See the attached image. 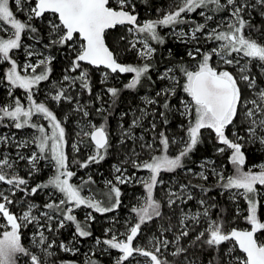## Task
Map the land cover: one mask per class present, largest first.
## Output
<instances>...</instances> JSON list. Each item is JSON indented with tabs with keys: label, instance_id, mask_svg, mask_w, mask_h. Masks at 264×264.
I'll use <instances>...</instances> for the list:
<instances>
[{
	"label": "snow or ice",
	"instance_id": "1",
	"mask_svg": "<svg viewBox=\"0 0 264 264\" xmlns=\"http://www.w3.org/2000/svg\"><path fill=\"white\" fill-rule=\"evenodd\" d=\"M16 7L24 12L27 9L25 20L17 18L10 7V0H0V31L8 29L11 35L7 38L0 37V64L9 63L4 75L0 77V86L7 82V95L11 98V103L0 105V125L5 120L9 125L17 130L30 127L35 129L38 134H33L31 140H22L17 147H24L29 143L35 144L37 152L25 157L17 153L19 160H27L30 165L29 175L38 172L40 160L48 162L54 169L53 174L46 182L38 183L30 190L28 180L20 177L14 171L9 174L6 169H12L13 164L7 156L0 158V183L10 186L7 191L15 194V191L24 192L25 197L35 196L38 191L51 189L62 194V198L46 201L42 206L33 202H28L26 208H22L20 214L10 211L14 204L9 195L4 190H0V220L5 230H0V264H18V258L23 256L28 258L29 264H42L41 257L30 251L22 242V229L30 224H35L36 231L31 237L33 245L39 246L45 255H52L49 248L56 244L55 240L47 243L48 236L45 231L52 232L64 228L71 223L74 226L75 239L78 237H90L89 222L95 220L91 211L86 212L84 221H78L74 211L81 207L94 210L95 213H109L121 206V190L118 185L131 183L133 177L126 176V169L115 167V183L112 180L106 181L108 192L106 193L107 204L95 198L94 195H82L83 186L94 183L91 176L82 181L80 185L71 183V178L76 175L69 169L68 155L65 151L67 141L65 139L66 130L62 126V121L57 118L55 113L45 102H37L34 93L38 91L41 82L49 81L52 73V62L56 59L51 55H44L39 49L32 45H25L22 41L23 35H30L31 39L39 44L45 38L48 42L43 44L45 50L54 47L67 48L74 57L71 59L70 68L66 69L62 81L53 83L54 94L50 92L48 99L59 104L62 101L71 103L73 97L69 94V89L77 86L82 91L91 94L92 86L88 70L82 67L86 63L97 69H106L102 73V83L106 82L110 73L133 74L128 83L124 85L126 90H135L142 85V80H151L148 75L151 68V57L156 49L151 46V42L163 44L165 38L159 34L158 29L171 28V35L177 39L192 41L198 40V33L203 35L208 42H218L217 46L210 51L204 52L197 47L195 51H189V57L198 60L195 70H188L184 66L177 69L168 68L159 75L160 80L171 81V86L156 93V97H164L162 108L167 111L170 109L169 98L176 94L177 86L182 88V92L188 97L187 100L181 99V108L177 109L179 114L186 118L187 124L181 125L186 132L185 137L180 139V147L175 156H169L168 149L170 141L165 133L161 132L159 144L162 154L154 155L150 160L142 162L132 161L135 169H146L150 173L147 178H141L139 183L143 186L145 194L139 207H133L131 212L137 217V222L132 224L120 239L112 229L111 238H96L97 245H107V249L118 250L120 255L115 259L114 264H132L136 257L146 258L147 264H168L166 259H161V247L167 249L171 241L154 238L149 243L154 248L146 250L143 247H134L133 242L140 234L141 226L161 216V203L154 198V190L158 183H162L158 178L161 172H175L184 167L183 160L193 152L198 144L202 143V130H209L214 133L218 144L216 151L223 154L226 150L230 151L229 162L235 170L234 175L225 177L221 171L215 167L211 168V173L216 176L218 186L230 192V198L242 197L247 203L248 215L245 222L250 226L249 229L231 228L224 230L223 223L219 220L209 218V209L214 205L204 207L203 211L195 213H184L180 223L184 230L175 236L176 250L171 254L178 256L187 249L179 245L181 238L188 236L185 220H191L194 224L201 222V217L206 221L207 226L199 232L195 240L200 241L208 248L214 249L216 257L209 264H264V241L258 238V234L264 232V222L258 218L259 201L257 196L259 191L257 185L264 186V164L259 165V170H243L246 157L242 148L244 144L243 136L232 132L233 138L226 135V129L232 126L235 129L238 125L244 127L248 142L255 144L259 142L264 146V87H260L255 75L250 74V66L255 63L264 76V44L260 43L252 36L246 35V30L264 35V31L258 25L252 24V13L264 20V0H177L175 7L166 12L161 18L145 20L138 23V14L135 13L136 5L133 0H36L31 4L30 0H14ZM24 5V7H22ZM201 10L199 15L203 17V23H195L187 19L188 13ZM227 10L228 16L221 19L216 27H208V22L214 19L216 13ZM211 13V14H208ZM45 14H50L47 21L46 37L42 36L39 29L32 21L35 18H43ZM193 24L194 26L185 32L183 29L176 31L177 25ZM127 25V33L130 39L127 40L128 48L135 49L139 59L143 61L140 65H125L118 62L117 55L107 46L105 34L116 26ZM208 29V31H205ZM125 40V37H120ZM139 45V47H137ZM14 50H22L25 61L21 65L17 59L12 58ZM42 56L35 63L32 58ZM216 57V66L212 64L213 57ZM242 60L244 61L242 63ZM228 67L236 68V74L228 70ZM40 69V71H37ZM182 74L184 83L179 84L175 72ZM67 73H78L69 75ZM14 89L25 90L26 103L20 98L13 96ZM247 90L251 98L244 96ZM106 92L113 98V102L118 98L120 89L109 87ZM97 99H100L98 96ZM146 104H157L154 98L144 97ZM75 110L82 112L84 117L89 113L77 102ZM99 111V110H98ZM147 111L141 109V116L133 119L129 129L123 131V135L135 140L136 137L131 128L138 127L140 119L149 115ZM39 116L48 122L49 128L43 124L33 122V117ZM164 123L168 120L165 112H160ZM67 119V117H65ZM92 130L84 131V136L89 138L92 146V155L88 156L83 162L78 163L79 167L87 168L89 164H97L106 157L110 147L109 135L105 125L88 124ZM154 130L156 124L152 123ZM50 131V134H49ZM79 136V133L77 134ZM143 140V137H140ZM9 140L15 141L14 136L0 135V144L7 143ZM141 147L149 150L153 149L152 144H142ZM73 150L79 152V144L73 145ZM136 155V153H134ZM211 161H204L199 173H193L201 180H207L205 175L206 165ZM191 172V169L188 170ZM192 186L182 184L180 188L187 192ZM195 187V186H193ZM204 192L209 191L200 186ZM235 190V191H233ZM167 204L169 207L176 203V200L183 201L178 193L169 190ZM176 197V199H173ZM188 200L192 199L189 194ZM206 201L201 200L204 205ZM37 210L39 214H34ZM44 221V223H41ZM53 221L57 227L53 229ZM170 230V229H169ZM227 244L221 254L222 245ZM46 245V246H45ZM59 248L65 252L75 251L66 244L60 243ZM239 253V254H236ZM88 264H97L94 260H89ZM139 264V261H137Z\"/></svg>",
	"mask_w": 264,
	"mask_h": 264
},
{
	"label": "rangeland",
	"instance_id": "2",
	"mask_svg": "<svg viewBox=\"0 0 264 264\" xmlns=\"http://www.w3.org/2000/svg\"><path fill=\"white\" fill-rule=\"evenodd\" d=\"M176 3H177V0H173V5L169 10H172L175 7ZM31 4H33V3L31 2ZM10 7H11L12 11L16 14L17 18L21 19L22 21L26 19L27 14H28L27 9H25L24 12H21L16 7L14 0H10ZM22 7H24V5H22ZM135 10H136V8H135ZM199 12L197 13V16H196L198 18V20H197V18L195 20L199 21V23H203L204 19H203V17H201L199 15ZM253 13H252V17H253ZM164 14H154L152 17H150V15H147V16L142 15L144 17L141 18L139 23H142L145 20H150V19L154 20V19L161 18ZM189 16L192 17V13L187 14V19L193 20L192 18H189ZM227 16L228 15H226L225 17H227ZM225 17H218L215 20L213 19L212 21H209L208 22L209 29L216 27V24L221 19H223ZM49 18H50V14H46L43 18L38 19L40 24L46 30H47V21ZM199 18H200V20H199ZM184 25L185 24L177 25L176 31H180L181 29H183L185 32H188L189 30H187ZM0 27H3V26L0 25ZM190 28H191V26H190ZM122 30L125 33V35H123V37H125L126 42H127V40L130 39V37L128 36V33H127V26L124 25ZM162 30H166L165 32L168 35H171V31H172L171 28L165 27V28L158 29V31H162ZM205 30L208 31V29H205ZM245 34L252 36L253 39H257L260 43L264 44V35H259V34L255 35L253 32H249V31H246ZM9 35H11V31L8 29H4L3 31H0V37L7 38ZM197 35L199 37L197 41H192L190 39H187V40H182V42H186V43H189L192 45L207 43V42L200 41V39L204 37L203 35H200L199 33ZM23 36H25V40L23 39ZM171 36H173V35H171ZM22 41L25 45H32L34 48L39 49V51L42 52L44 55H51L48 52V50H45L43 48V44L46 43L45 41H42L41 43L37 44L31 39L30 35H23V34H22ZM118 41H119V39H118ZM217 44L214 47H216ZM151 46L153 47L152 44H151ZM137 47H139V45ZM214 47H211V49ZM194 48L196 49L197 47H194ZM130 50H131V52H133V55L135 56L137 62L134 64L133 63H127L128 65H134L135 66V65H138L141 62H143L141 59L138 58L137 52L135 49H130ZM69 54H73V53H71L69 51ZM12 58L17 59L18 63H20L21 65L25 61V56H24L22 50H14V54L12 55ZM39 58H43V57L42 56H35L32 58V62L35 63L36 60ZM216 60H217V58L214 56L213 62H212L214 67L216 66ZM243 62L244 61L242 60V63ZM2 64L5 65V70L7 67L10 66L9 63H7V62L2 63ZM2 64H0V65H2ZM82 67L86 68V69L90 68L92 70V74H94L96 76V79L98 80V82L102 83L101 82L103 80L102 73L104 71H106V69H104V68L97 69V68H94L92 66L85 65V64H82ZM169 68H171V67H169ZM166 69H168V68H166ZM193 70H195V67ZM228 70L233 72L234 74H236V68L228 67ZM37 71H40V69H38ZM164 71H162L160 74H162ZM67 74L73 75L72 73H67ZM250 74L255 75L256 77H257V75L261 76L260 70L257 67V65L254 69H253L252 65L250 66ZM131 75H133V74H131ZM159 75H158V77H159ZM261 77L264 81V76H261ZM131 78H132V76L127 78L126 82H129V80ZM124 80L125 79L124 78L122 79L118 74L110 73L109 76L107 77L106 82H104V83H107V84L117 83L118 84L121 82H125ZM61 81H62V79L57 80L56 78H52L50 81L41 82V84L39 85L38 91H36L34 93V98L36 99L37 102H45L47 104V106L55 113L57 118L62 121V126L64 128H65V124H66L65 122L67 120V119H65V117L71 119L70 124L75 128V133H74L75 137H74V139L70 145L71 150L74 153L82 154L83 160L81 162H83L87 159L88 156L92 155L93 153H92V148H88L86 143L83 142L82 138L87 137V136L83 135V132H81V129L83 128L84 131L90 132L92 129L88 127L89 123L96 125V126H99V125L95 122L94 119H92L90 117V115H88L87 117H84L82 112L76 111L75 105L78 102L83 107V109L88 112V109H87L88 103H89V101L93 100V101L97 102V104L99 106V110H106L107 111L108 105H106V103L103 99L104 98L109 99L110 97H109V94L104 93L102 91V89H94L91 92V94H89L87 91H82L77 86L74 89H69V94H71L73 97V101L71 103L66 102V101H62L59 104H56L54 101H51L50 99H48V94L50 92H52L54 94L53 83L54 82L59 83ZM170 86H171V81L164 80V84H163L162 89L168 88ZM259 86L264 87V83L260 84ZM5 87L7 88V83H5ZM162 89H160V91ZM13 96L20 98L23 103L27 102L25 90H23V89H18V90L14 89L13 90ZM98 96L100 97V99H97ZM244 96L251 98L249 96V93L247 90L244 91ZM144 97L154 98V96H151L148 94L143 95V96H139V98L137 99V102L134 104V106L131 107L127 111L128 112L127 120L122 119L126 113V112H124V113L122 112L119 115L115 114V117L113 118V122L111 124L110 130L105 125L107 128V131L109 133H111L115 138L114 147L115 146L118 147L119 145H122V144H124V147H120L119 150H116V147H115V151H114V153H115L114 158L115 159L111 162V164H108L104 168L100 165L102 163V161H100L97 164H89L87 168H81V167H79L78 163L71 162V159L69 157L68 150H67L68 140L66 138L67 136H65V139L67 141L65 151L68 155L69 169L71 171H73L74 173H76V175L71 178V181H70L71 183L76 184V185H80L81 182L87 180L89 176H91V178L96 176V178H97L96 183L107 187L106 181L112 180L113 183H115V180H114V176L116 175L115 167H117V166L121 167L122 169H126V172H125L126 176L133 177V180L131 183L125 184L128 186V193L127 194L130 196V198L128 200H134L135 205H133V207H139L140 203H142V198L145 194V190H144L143 186L139 183V180L141 178H147L150 175V173L146 169L138 170V169L133 168L132 161L136 160L137 162H142L145 160H150V158L154 155L162 154L161 151L159 150L160 149V144H159L160 135L159 134L161 132L165 133V135H167L169 137L170 141H172V140L176 141L175 144L170 143V147L168 149L167 154L169 156L177 154L180 147H183V145L180 144V139L182 137H185V136L182 134L177 135L176 132H180L183 129V128H181V125L186 126V124H187L186 118L181 116L179 114V111H177V109L181 108L180 100L181 99H185V100L188 99L187 95L185 93H183L182 91H181L180 95L178 96L179 104L174 109L175 113L179 116V118L181 120H184V123H181L178 126V129H177L178 131L177 130H169L167 132L165 130L158 131L157 130V124H158L159 117H158V115H156V112H157L156 106L157 105L156 104H154V105L153 104H146L144 99H143ZM9 103H11V98L7 104H9ZM141 109L147 111L150 114L145 116L143 119H140L138 127L131 128L132 133L136 137V139L133 140V139L128 138L127 136H124L123 131L130 128L131 122L133 121V119L140 118ZM33 122L38 123V124H43L45 126V128H49L48 122L41 119L39 116L33 117ZM152 123L156 124V128L154 130L151 128ZM4 125H9V121L5 120L3 122V125H0V135L9 136V137L14 136L15 137V141L9 140L7 143L0 144V158H2L3 156H7L9 158L10 162L13 164V168L12 169H6V171H8L9 174H12V172L14 171L20 177H23V176H21V172L26 171L28 173V177H29L30 176L29 175L30 165L27 162V160H19L17 157V153H20L21 155H23L25 157H30L32 153L37 152V148H36L35 144H31V143H29L28 145H26L24 147H17V144L22 140H29L30 141L33 134H38V133L36 132L35 129H32L30 127H26L24 129L17 130L14 127L4 126ZM228 129H231L230 134L228 133ZM228 129H226V135H228L230 139L233 138L232 132L236 131L238 135L244 137V140L241 141V143L244 144V142H246V138H248L246 136V133L241 134L238 131L237 127L235 129H233L232 126H229ZM65 130H66V128H65ZM204 131H206V133H208V134L214 135V133H211L209 130H204ZM78 133H79V136L77 135ZM49 134H50V131H49ZM140 137H143V140H141ZM125 139H127L129 142L122 143L125 141ZM74 144H79V149H80L79 152H75L73 150ZM142 144H152L153 149L149 150L147 148H143V147H141ZM255 145H256V150H258L259 152H262L264 154V146L260 145L259 142L255 143ZM222 146L223 145H220V144L215 145L216 149L218 147H222ZM242 151H243V148H242ZM134 153H136V155H134ZM225 153L230 154V151L226 150L220 156L209 157V158L203 159L202 161H200V163L197 164V166L195 168L191 169V172H188L189 169H186V168L179 169L177 171L178 173L161 172L158 179L160 181H162V183H158L157 187L154 190V196L157 194L158 197L161 200H163L164 204H167V195L166 194L169 192V190L176 192L181 197H183V201L176 200V203H175V207L179 209L177 217L179 218L180 221L183 218L184 213L191 214V213H195L197 211H203L204 207L209 206V198L206 197L207 192L202 191L200 186L204 187L205 183H207V185L208 184L218 185V181H217L216 176H214L211 173V168L215 167L217 169V171H221L225 177L230 176V175H234L233 171L235 172V170L232 167V165H231V167H228L230 155L227 157V161H223L222 159H220ZM218 154H220V153H218ZM204 161L213 162L210 165H206L207 171H205V175L208 176V179L206 181L201 180L197 176L193 175V173H199L202 170H204L201 168V164ZM261 164H264V160L261 162H258L256 164H253L249 167L247 166V170L245 169V171H248L249 169H252L254 171L259 170V165H261ZM38 168H39V171L34 172L33 174H37L39 176L43 175L44 179L41 181H37L36 184L46 182L47 179L54 172L53 167L48 162H46L44 160L39 161ZM25 179L28 180V186L27 187L29 188V190L31 187H34L36 185V184L30 182V180L28 178H25ZM191 181H196L198 186L193 187L195 185H193L191 183ZM182 184H190L192 186H190L187 189V192H184L180 188V185H182ZM121 185H123V184H121ZM121 185H118L120 187V190H121ZM137 186H142V188L138 189ZM9 187L10 186H7V185H4L3 183H0V190H4L5 194L9 195L10 199L13 200V202H14L13 205L9 206L10 211L13 213H16L18 215L20 214L22 208H26V204L28 202H33V203H36V204L42 206L46 201H49L51 199L62 198V194L56 193V192L52 191L51 189H45L43 191L37 192V196H39V198H40V200H42V202H39L36 200H29L28 197H30V196L25 197L24 192H22V191H15V194L9 193L7 191V189ZM92 187H91L90 183L84 185L82 195H84V196L94 195L96 199L101 200L102 202L107 204L108 201L106 200V193L108 192V190L104 191L103 189H100V188L95 189L94 186H92ZM257 188L259 191L258 196H260L264 191L263 190L264 187L257 185ZM233 191H235V190H233ZM219 192L220 193H226L227 198L230 200V202H232V209L233 210H232L231 216L229 217V221H231L232 219H234L235 217H238V216H241L245 220V217L248 215L247 203H246V206H241V204L235 202L236 201L235 198H230V192L223 191L222 189H220ZM189 194L192 196L191 200L187 199V196ZM258 196H257V199H258ZM237 198L243 199L242 197H237ZM173 199H176V197H173ZM120 200H121V197H120ZM201 200L206 201V203L204 205H201L200 204ZM258 207H259V205H258ZM116 210H114L113 214H109L111 212L100 214V213H95L94 210L85 209V208L81 207L80 209H76L74 211V215H76L78 221L83 222L85 215H86V212L91 211L92 214L95 216V219H97V217L100 216L98 218V223H97L98 227L97 228L99 229L101 234L99 236H97L96 238L108 239V238H111V236L114 232L120 239H123L124 237L121 234L125 233L126 230L132 224H134L136 222V217H135L134 213H132V212H127V211L121 212L119 210H117V211ZM34 214L38 215L39 212L37 210H34ZM209 218L211 220H214L211 217L210 209H209ZM258 218L262 222H264V217L260 215L259 210H258ZM188 221L189 220H185L184 225L189 226V224H187ZM114 222L115 223H121L122 225H120V227L118 229H115L112 227V223H114ZM41 223H44V221H41ZM200 223L203 225V228H202V231H203L204 228L207 226L206 221L204 220L203 217H201ZM2 225H3V221L0 220V226H2ZM180 225H181V223H180ZM36 227L37 226L33 223V224L28 225L26 228L22 229V242L26 247H29L31 252H33L34 254H37L38 256L41 257L42 264H88L90 259L96 261L97 264H105L103 260H100V258H104V257L110 258V260L114 263V261L118 257V255H120L119 251L115 250V249H109V250L105 251V249H107V245H103V244L97 245L95 243L96 238L92 239L88 242L82 241L80 239V237H78V236L74 239L73 238L74 231H71V233L67 236L68 239L66 241H64V240L58 241V238H55L54 234L60 236V233H59L60 230H65V232H69L70 229L74 228V226L71 223H69L64 228L59 229L57 231H52V232L45 231V235L48 236V238H49L48 241L46 242V244L51 242L52 240L56 241V244L53 247L48 249V251H50L52 253V255L48 256V255L44 254V251L42 250L41 247L32 244L31 237H32L33 233L36 231ZM52 227H53V229H56L57 225H56L55 221H53ZM235 227H237V226H235ZM157 228H158V230H162V228H166L170 233L172 232L170 227H166V226L161 225V224ZM180 228H183L182 225L180 226ZM231 228H233V227L232 226L229 227L228 230ZM242 228L249 229L250 226L247 224V225L243 226ZM107 229H112L113 232H107L106 231ZM0 230H5V229L0 227ZM142 234H143V232L140 230V234L138 235L136 240H134V242H133L134 247L139 246V247L145 248L146 250H153L154 251V248L149 243V241H153L154 238H159L160 240L167 239V240L171 241V243H169L167 249L161 247V252L158 255H160V257H161L162 255H165L167 253L172 252L175 241L166 237L165 231H163L160 234H157L155 232H151L149 234V236H147L146 238H143ZM61 238H59V239H61ZM60 243L66 244L69 248H72L75 251H73V252L62 251L59 248ZM74 254L76 256H73ZM116 254H118V255H116ZM66 255H67V257H66ZM137 261H139V264H147L146 258H144V257H140V256L136 257V259L132 260V264H137ZM18 264H29L28 258L23 257V256L19 257L18 258Z\"/></svg>",
	"mask_w": 264,
	"mask_h": 264
},
{
	"label": "trees",
	"instance_id": "3",
	"mask_svg": "<svg viewBox=\"0 0 264 264\" xmlns=\"http://www.w3.org/2000/svg\"><path fill=\"white\" fill-rule=\"evenodd\" d=\"M30 2H32L34 5L36 0H31ZM133 3L136 5L135 12H138L141 18V17H144L142 15H145V16L150 15V17H152L154 14H164L172 7L173 0H133ZM199 11L200 10H197V12L192 13V17L189 16V18L193 19L190 21L199 23V21L195 20L197 18L196 17L197 13ZM208 14H211V13H208ZM226 15H228L227 10L220 12V13H216L214 16V20L218 17H225ZM38 19L40 18H35L32 21V24L36 28L39 29V32L42 36L46 37L47 30L40 24ZM252 24L260 26L261 30L264 31V20H262L261 17L256 14V12L253 13ZM184 26L187 30H189L190 26L193 27L194 25L186 23ZM123 27L124 26L119 25L115 29L109 30L106 33L107 42L112 48V50L116 53L118 60L126 64L127 63L134 64L137 61H136L135 56L133 55V52H131V50H126L128 48L126 39L125 40L120 39V37L125 35V33L122 30ZM165 31L166 30L159 31V34L165 38V42L163 44H158L155 41L151 42L153 47L156 49L155 53L151 57L152 68L148 74L151 77V80H147V79L142 80V85L138 86V88L135 90L124 89V85L128 83L126 82L127 78L131 77L132 76L131 74L120 75L117 73L122 79L123 78L125 79L124 80L125 82H121L118 84L117 83L107 84V83L98 82V80L96 79V76L92 74V70L90 68H87L89 71L88 73H89V78L91 81L92 91L94 89H102L104 93H107L106 89L109 87H115L117 89H120L119 96L118 98L115 99V102H113V98L110 95H109L110 98L108 97L109 99H106V98L103 99L106 105H108L107 111L99 110V106L97 102L90 99L91 101H89L87 109H88L90 117L94 119L98 125H106L107 128L110 130L115 114L119 115L122 112L123 113L126 112L125 116L122 119L127 120V117H128L127 111L131 107L134 106L139 96H143L147 94L154 96V98L157 100L156 115H158L159 117L158 124H157L158 131L165 130L167 132L169 130H177L178 126L181 123H184V120H181L174 110L175 107H177V105L179 104L178 96L180 95L182 88L177 86L176 94L169 98L170 109L165 111L162 108V104L165 98L156 97V93L160 91V89H162L163 84H164V80H160L158 78V75L162 71H164L166 68L171 67L173 69H177L181 65L186 67L188 70H193L198 60L200 59V57L197 56L196 59H193L189 57L187 53L189 51L194 52L195 51L194 47H199L204 52L210 51L211 47H214L218 42H208L203 37L200 39V41L207 42V43L192 45L186 42H182V40L177 39L175 36L168 35ZM253 33L255 35L259 34L256 32H253ZM23 39L25 40V36H23ZM43 41H45L46 43L48 42L47 38H45ZM47 50L52 56L56 58L51 64V67L53 70L50 75L49 81L52 78H56L57 80H60L62 79L63 75L66 74L65 70L70 68L71 66L70 62H71V59L74 57V53L69 54V50L67 48H62V47H54V48L47 49ZM212 62H213V59H212ZM142 63L143 62H141L140 64ZM252 67L254 69L256 67V64L253 63ZM4 72H5V65L2 64L0 65V77L4 75ZM72 74L77 75L78 73H72ZM175 74L177 75L179 84L182 85L184 83L182 74L179 71H176ZM257 81L259 85L264 83L260 75H257ZM5 83L7 82L5 81ZM5 83L4 85L0 86V105H6L10 101V98L7 95V88L5 87ZM162 111L165 112V115L167 117V120H168L167 124L164 123L163 118L160 116V112ZM70 120H71L70 118H67L65 122L66 123L65 124L66 136H67L66 138L68 140V144H67L68 154L71 159V162L73 163L77 161L81 162L83 160L82 154L74 153L71 150L70 145L75 137V134H74L75 128L70 124ZM237 129L241 134H245L244 127H241L238 125ZM176 133L177 135L178 134H182L184 136L186 135V132L184 129ZM228 133L229 134L231 133V129H228ZM109 136H110V141H109L110 147L107 150V155L105 159L100 164L103 168L106 167L108 164H111V162L115 159L114 158L115 157L114 151L116 147V146L114 147L115 138L111 133H109ZM82 140L83 142L86 143L88 148H92L91 142L89 141L88 137H84L82 138ZM127 142L129 141L125 139V141L122 143H127ZM217 144L218 142L215 139V135L208 134L206 133V131L202 130V143L198 144L197 147L193 150V152L190 153L183 160V164H184L183 168L192 169V168H195L197 164L200 163V161H202L205 158L222 155V154H218V152L216 151L215 145ZM120 147H124V144L116 147V150H119ZM243 151L246 157V163L243 166L244 171L245 169L247 170V166L249 167L253 164H256L264 160V154L256 150V145L249 143L248 138H246V142H244ZM175 155H170V156H175ZM229 155L230 154L225 153L220 159H222L223 161H227V157ZM228 167H231L230 162H228ZM178 170L179 169H177L175 172H169V173H178L177 172ZM233 173L235 174L234 171ZM21 176H23L24 178H28L30 182L34 184H36L37 181H41L44 179L43 175L39 176L37 174H33L28 177V173L26 171H22ZM96 179H97L96 176L92 178L94 183H90L91 187L94 186L95 189L100 188V189H103L104 191L108 190V187H105V186H102L96 183L97 181ZM191 183L195 185V187L198 186L196 181H191ZM204 187L207 189H210L209 191H207V194H206V197L209 198V206L214 205V207H210L211 217L214 220L221 221L223 223L225 231H227L228 228L231 226L233 228H235V226H237L238 228H242L243 226L247 225V223L241 216L235 217L234 219L229 221V217L231 216V213L233 210L232 202H230V200L227 198L226 193L219 192L221 188L218 185H211V184L207 185V183H205ZM137 188L141 189L142 186H137ZM121 193H122L121 194V206L117 210L121 212L122 211L131 212V209L133 208V205H135V202L134 200H128L130 196L127 194L128 193L127 185L125 184L121 185ZM154 198L157 199L161 203V216L156 217L152 221L147 222L146 224L141 226V231L143 232L142 237L146 238L147 236H149L151 232L160 234L163 231H165V236L175 241V236L179 235L180 232L184 230L183 228H180L181 226L180 220L177 217L179 209L175 207V204L172 205L171 207H169L167 204H164L163 200H161L157 194L154 196ZM28 199L42 202V200H40L37 194L35 196L28 197ZM235 200L234 201L241 204V206H246L245 200L241 198H237V197H235ZM258 200H259V207H258L259 213L261 216L264 217V191L260 196H258ZM113 213L114 211L109 214H113ZM99 217L100 216H98L97 219H95L94 221L89 222V227H90V231L92 232V235L86 238L80 237L82 241L88 242L92 239H95L97 236L101 234V232L97 228ZM136 222H137V217H136ZM160 224L166 227H170L172 232L170 233L166 228H162V230H158L157 227ZM187 224H189V226H187L188 236L181 238V240L179 241V245L183 248H186L187 251L181 253L178 256H173L171 253L176 250V243H175L173 246L172 252L162 255L161 259H166L168 261V264H209V262L213 261L217 255L215 250L208 248L206 245H203L200 241L195 240L198 233L202 231L203 225L201 223L194 224L192 223L191 220H189ZM120 225L122 224L115 223V222L112 223V227L115 229H118ZM71 231H75V229L72 228L69 230V232H65V230H60L59 231L60 236L54 234V237L58 238V241L60 240L66 241L68 239L67 236L71 233ZM258 238L261 241H264V232L259 233ZM226 247H228L227 244L221 246V249H220L221 254L223 253ZM236 254H239V253H236ZM73 256H76V255L74 254ZM100 260H103L105 264H114L108 257L100 258ZM125 264H127V262H125Z\"/></svg>",
	"mask_w": 264,
	"mask_h": 264
},
{
	"label": "water",
	"instance_id": "4",
	"mask_svg": "<svg viewBox=\"0 0 264 264\" xmlns=\"http://www.w3.org/2000/svg\"><path fill=\"white\" fill-rule=\"evenodd\" d=\"M134 14H138V23L140 22V20H141V18H140V15H139V13L138 12H135ZM46 15V14H45ZM119 26V25H118ZM127 26V25H126ZM117 27V26H116ZM111 30V29H110ZM109 31V30H108ZM107 31V32H108ZM106 32V33H107ZM105 42H106V44H107V46L110 48V50H112V48L110 47V45L108 44V42H107V38H106V34H105ZM113 51V50H112ZM114 52V51H113ZM114 54H116L115 52H114ZM118 62H120V63H122V64H125V65H127L126 63H124V62H122V61H120V60H118ZM85 65H88V64H86V63H84ZM90 66V65H89ZM93 67V66H92ZM95 68V67H94ZM100 68H103V67H100ZM118 74H120V75H126V74H121V73H119V72H117ZM117 73H113V74H117ZM108 132V131H107ZM108 135H109V132H108ZM109 141H110V136H109ZM235 228H237V229H244V228H238V227H235Z\"/></svg>",
	"mask_w": 264,
	"mask_h": 264
},
{
	"label": "flooded vegetation",
	"instance_id": "5",
	"mask_svg": "<svg viewBox=\"0 0 264 264\" xmlns=\"http://www.w3.org/2000/svg\"><path fill=\"white\" fill-rule=\"evenodd\" d=\"M142 18V17H141Z\"/></svg>",
	"mask_w": 264,
	"mask_h": 264
}]
</instances>
